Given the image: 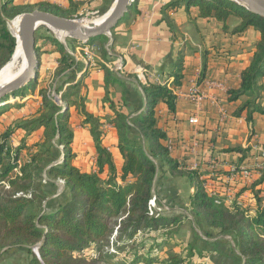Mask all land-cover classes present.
I'll list each match as a JSON object with an SVG mask.
<instances>
[{
  "label": "trees",
  "instance_id": "obj_1",
  "mask_svg": "<svg viewBox=\"0 0 264 264\" xmlns=\"http://www.w3.org/2000/svg\"><path fill=\"white\" fill-rule=\"evenodd\" d=\"M69 2V8L65 9L49 2L17 4L15 0H0V33L8 41V56L0 63V69L10 60L17 44L8 27L9 20L36 9L73 18L72 11H78L85 0ZM113 2H105L103 12H107ZM182 5L187 10L197 7L201 17L222 22L226 30L229 29L228 20L231 17L238 18L239 23L232 29L234 33H242L249 27L260 31L261 37L251 63L241 73L240 87L231 89L229 93L233 101L247 97L235 111L236 115L247 110V119L252 121L254 112L264 113V107L260 104L264 92V85L261 84L264 77V17L234 0H172L164 6L163 13L173 31L169 10ZM46 38L56 45V50L61 54L51 83L38 89L37 79L3 98L5 101L11 96L24 98L38 93L41 95V105L35 115L16 119L5 128L1 127L0 120V250L40 244L39 254L27 248L29 257L26 264H100L105 260L112 264L197 263L194 259L197 256L202 260L200 257H203V252L195 244H189L186 257L171 252L167 258H163L154 251L161 242L158 236L153 235L167 230L182 219V216L177 215L150 214L156 180L160 181V174L166 171L175 177H187L194 186L190 211L198 226H204L208 231L216 228L220 235L231 236L242 264H264V199L259 191L253 190L256 209L240 206L233 201V204L226 205L225 195L215 188L205 187L197 172L180 169L179 163L171 156L169 144L165 143L166 133L157 127L155 118V107L160 99H164L172 111L176 109L177 96L169 88V82L161 84L147 80L142 85L147 96V107L139 115L130 118L115 107L109 95L110 85L122 83L116 75L118 72L102 64L106 100L115 112L112 123L118 131L119 149L124 156L120 183L112 155L102 144L101 119L86 110L85 99L81 94L87 71L79 79L77 74L84 62L74 57L65 44L54 36ZM104 39H107L106 35L94 37L89 40V44ZM67 44L72 51L83 46V43L71 38ZM36 52L38 56L37 48ZM182 60L183 49H179L175 67L169 75L174 77L171 83L176 86L181 84ZM60 93L61 99L68 105L65 110L55 101L54 94ZM11 106L10 103L1 105L0 116ZM16 106L20 108L23 104L18 103ZM70 106H75L84 116L83 122L90 126L98 152V169L93 172H83L72 164L75 154L71 147L74 132L69 125ZM42 128V139L29 144L31 135ZM19 129L24 130L25 135L19 139V145L13 148L10 138ZM57 145L63 147L64 157L51 166L59 156ZM105 166H108V174L103 177ZM259 171L262 175L254 187L264 182V168ZM236 172L243 175L241 168ZM45 174L55 181L63 180L68 190L67 199L53 207H49L46 202L50 193L46 190ZM210 174L214 182L221 183L227 179L221 171ZM208 231L206 235H212ZM114 232H117L116 236ZM170 233L165 232L167 237ZM121 241L125 243L117 247L116 252L108 250L112 244L117 245ZM90 248L95 251V257L84 255Z\"/></svg>",
  "mask_w": 264,
  "mask_h": 264
},
{
  "label": "crops",
  "instance_id": "obj_2",
  "mask_svg": "<svg viewBox=\"0 0 264 264\" xmlns=\"http://www.w3.org/2000/svg\"><path fill=\"white\" fill-rule=\"evenodd\" d=\"M170 1L172 0H138L114 30V50L111 56L99 57L96 66L81 60L84 65L78 72L77 79L87 71L81 88L86 110L101 119L102 144L112 155L119 175L118 181L121 183L124 156L119 149L118 131L112 123L115 112L111 103L106 100L107 88L102 64L119 58L122 60L123 70L116 73L122 83L110 85L108 90L115 107L130 118L139 115L147 107V96L142 88L147 80L157 83L168 81L169 88L177 96L176 109L172 111L165 100L160 99L155 107V118L157 127L166 133L165 143L168 145L171 142L170 153L179 163V168L197 172L210 189L215 188L225 195L226 205L237 202L240 206L256 209L257 201L253 190H258L264 199V182L254 187L262 173L254 172L251 177H246L234 172L233 169L247 166L253 170L254 165L260 162L262 157L256 152L255 144L264 147V113L254 112L252 121L247 119V110L236 115L235 111L247 97L243 96L233 101L230 100L229 91L240 87L241 73L251 63L256 44L261 37L260 31L255 27H249L242 33H234L232 29L239 23L238 18L231 17L228 20L229 29L226 30L222 22L214 18L201 17L197 7L187 10L184 5L169 10L173 31L166 21L167 16L163 13L164 6ZM15 2L17 4L49 2L65 9L70 6L69 0H15ZM104 4L105 0H85L78 12L86 7L100 8ZM50 35L54 36L48 29L46 32H36L38 82L43 81L42 85L51 83L61 59L56 45L46 38ZM54 37L58 39L57 36ZM65 46L74 57H77L76 50L72 51L67 43ZM179 49H183V69L181 84L176 86L171 83L174 77L169 75L175 67ZM141 69H147L144 80V76H140ZM195 81L199 91L206 94L199 100L186 95ZM211 81L220 82L221 86H209L208 82ZM261 84L264 85V77ZM27 97L28 95L24 98H14L22 102ZM35 100L33 108L28 101L22 102L23 106L19 110L10 109L4 112L0 116L1 127H7L16 119L35 115L41 105V97ZM260 104L264 107V92ZM69 109V125L74 132L71 147L75 157L72 164L83 172H93L98 169V152L90 126L83 122L84 116L75 106H70ZM43 132V128L34 132L29 138V144L40 141ZM24 135L25 131L19 129L10 138L13 148L19 145V139ZM58 154L62 158L63 150L59 149ZM213 171L225 174L226 181L219 183L211 180L210 173ZM107 174L108 166H105L102 176L105 177ZM159 177L160 188L154 191V196L158 197V205L165 206L169 212L173 210L179 212L181 207L169 208L164 197L160 195L167 188L166 180L172 181L176 186L184 185L189 191V198L195 192L194 186L184 176L174 178L169 173L166 176L162 173ZM56 182L49 178L47 184L52 185ZM177 195V190H173L169 201L180 202ZM56 197V194L49 196L50 201H54ZM172 215L181 216L183 212Z\"/></svg>",
  "mask_w": 264,
  "mask_h": 264
},
{
  "label": "rangeland",
  "instance_id": "obj_3",
  "mask_svg": "<svg viewBox=\"0 0 264 264\" xmlns=\"http://www.w3.org/2000/svg\"><path fill=\"white\" fill-rule=\"evenodd\" d=\"M107 1L108 0H105L106 4H107ZM106 13L107 12H103V7H100V8H98V7H94V8L86 7V9H81L79 12L78 11H76V12L72 11L71 15L73 18H83L85 21H87V20L89 21L92 19L100 18L101 16H103ZM8 27H9V24H8ZM46 29L49 30L50 34L57 36L56 32L49 29L45 25L40 26L37 29V31L40 33L46 32ZM60 39H59V41H60ZM69 39L70 38H66L65 42L67 43ZM113 43H114L113 31H112V34L110 36H107V39L95 41L94 44L99 46V49L96 50L98 58L101 56H105V57L111 56L110 54L114 50L113 49L114 48ZM1 44H3V45H1ZM105 52H106V54H105ZM7 56H8V41L0 33V63L2 62V60L6 59ZM37 84H38L37 85L38 88L45 86V85H42L43 81L40 83L38 82ZM39 84L41 86H39ZM54 86H55V84H54ZM54 86H53V89H54ZM57 95H61V93L57 94ZM40 97H41V95H39L37 93L34 94V96L28 95V97L23 99L24 101H22V102L25 103V102L30 101V107L33 108V101H36L35 99H39ZM20 100H22V99L20 98ZM20 102L21 101H19L17 98H14V96L9 97V99L5 100V104L10 103V104H12V106L10 108H8L7 111H9L10 109L19 110L20 108H18L16 105L18 103L19 104L22 103V102L21 103ZM64 104H66V103L64 101H62L61 103L59 102L58 105L63 106ZM2 105H4V104H2ZM57 147L59 149L63 150L62 146L57 145ZM58 157H57L56 161L61 160V158L60 157L58 158ZM167 173H169V172L165 171L163 174L166 176ZM47 175L48 174H45V178H46L47 183H48L49 177ZM174 178H176V177L174 176ZM51 180H53V179H51ZM56 181L57 182L53 183L52 185L50 183H49V185L47 183L45 184L46 188H47L46 190L50 193L49 196H52L54 194H56V196H57L54 201H50V198L48 199V201H46L47 205L49 207H53L54 205H56V203L57 204L61 203V202L65 201L67 198L68 190H67L64 182H62L61 180H56ZM170 183H172V181L166 180L165 184H166L167 188L160 195L162 197H164L165 203L168 205L169 208L181 207V209H179V212L177 210H173L172 212H169V211H167L168 210L167 208H163V210L160 212V215L170 216L174 213L182 214V212H183V215H181V216H184V217H182V219L179 223H177L174 226L169 227L167 229L168 231L167 230L160 231V232L155 233L153 235L155 237L158 236V240L161 242V244L159 243V246L157 247V249L154 250V251H156L157 256L159 254L163 258H167V256H169L171 254V252H178V254L180 253L182 257H186L189 244H195L196 246H198L202 249L201 251L203 252V257H200V258H207L206 260L205 259L199 260V258L196 256L194 261L197 263L201 262L202 264H204L203 262H205V264H242V259L240 257L239 252H238V249L234 243L233 238L231 236L223 237L222 235H220V231L216 228L210 229V231H208V228H206L204 226H202V227L198 226L193 221L194 217L190 211V206H189L190 198H189L188 189L185 188L184 185L182 186V184L180 186H176V185H173V183L170 185ZM155 186L156 187L154 188V191L156 189L160 188V182L159 181L157 182V180H156ZM173 190H177V194H178L177 196H178V199L181 200L180 202L176 203L172 200V203H171L169 201L172 198L171 193L173 192ZM156 198H158L157 195H156ZM183 209L185 211H183ZM205 230L208 231L209 233H211L212 235H210V236L206 235ZM165 232H171L170 234H168V236L171 239L169 237H167ZM116 234H117V232H116ZM116 234L114 232V236H116ZM138 236H140V233ZM124 243H125V241H121L117 245L112 244V246L109 247L108 250L111 251L112 253H114L117 251V247L122 246V244H124ZM32 247L33 246L26 247V245H23V246L18 245V246L12 247V248L1 249L0 250V264H26L27 259L29 257V249H27V248H30L33 250ZM133 250H134V248H133ZM118 254H120V253H118ZM84 255L92 258V257H95L96 253L92 248H90V249H87L85 251ZM119 257L122 258L123 255H119ZM106 261L107 260L102 261L100 264H112V262H106ZM197 263H194V264H197Z\"/></svg>",
  "mask_w": 264,
  "mask_h": 264
},
{
  "label": "water",
  "instance_id": "obj_4",
  "mask_svg": "<svg viewBox=\"0 0 264 264\" xmlns=\"http://www.w3.org/2000/svg\"><path fill=\"white\" fill-rule=\"evenodd\" d=\"M136 0H114L104 19L100 23L87 24L83 18H66L48 11L36 9L32 12L22 13L15 18H19V40L25 55L26 67L14 79L0 86V106L5 104L3 98L19 90L31 81H37L39 60L36 52V32L37 29L45 25L55 31L65 33L64 39L60 41L66 44L65 39H75L83 44H88L89 40L101 35L110 36L112 31L128 15ZM238 4L245 6L249 11L264 17V0H234ZM11 20L8 21V24ZM11 32V31H10ZM12 34V32H11ZM14 37L15 35L12 34ZM16 38V37H15ZM17 42V39H16ZM12 57V56H11ZM57 104L62 102L61 96L54 94ZM68 105H63V110ZM64 154H62V158ZM61 158V159H62ZM54 162L51 166L57 164ZM39 245L33 246L35 253L39 254Z\"/></svg>",
  "mask_w": 264,
  "mask_h": 264
},
{
  "label": "built area",
  "instance_id": "obj_5",
  "mask_svg": "<svg viewBox=\"0 0 264 264\" xmlns=\"http://www.w3.org/2000/svg\"><path fill=\"white\" fill-rule=\"evenodd\" d=\"M98 49H99V46H97L96 44H89L88 43V44H83V46H78L76 48V51L78 52L77 58L78 59L81 58L87 64L96 66L97 60H99V58L97 56V52H96V50H98ZM105 65H107L109 68H111L115 72H120L123 70V63H122V60L120 58L113 60V61H110V62H107ZM146 72H147V69H141L142 74L140 76H144ZM144 78H145V76L143 77V80H144ZM197 81L193 82L192 86L186 92V95L189 98L199 100V99L205 97L206 94L203 92L201 93L199 91V86L197 85ZM159 83L164 84V81H160ZM208 84H209V86H213V85L221 86V83L216 82V81L208 82ZM170 144H171V142H169V146H170ZM255 147L257 150L256 152L259 153L262 158L260 159L259 163L254 165V167L252 166L253 170L247 166L241 168L242 174L246 177H251L253 175L252 173L260 172L259 170L264 168V147L263 146H257V144H255ZM256 169H258V170H256ZM236 170H237V168L233 169L234 172H236ZM61 181L64 182L63 180H61ZM205 187H207V185H205ZM156 202H157V198L155 196L150 201V214L151 215H160V212L163 210V208H165V206L158 205V203H156Z\"/></svg>",
  "mask_w": 264,
  "mask_h": 264
},
{
  "label": "bare ground",
  "instance_id": "obj_6",
  "mask_svg": "<svg viewBox=\"0 0 264 264\" xmlns=\"http://www.w3.org/2000/svg\"><path fill=\"white\" fill-rule=\"evenodd\" d=\"M105 15L106 14H104L100 18L92 19L89 21L84 20V23L87 24L100 23L104 19ZM9 29L12 32V34L15 35L17 39V45L10 60L0 70V86L14 79L26 67V59L23 50L21 48L19 35H18L19 18H14L9 22ZM55 32L58 37H60L62 40L64 39L65 33L61 31H55Z\"/></svg>",
  "mask_w": 264,
  "mask_h": 264
}]
</instances>
